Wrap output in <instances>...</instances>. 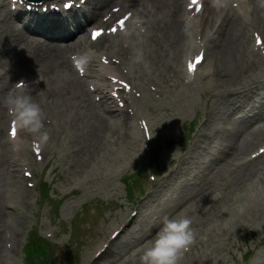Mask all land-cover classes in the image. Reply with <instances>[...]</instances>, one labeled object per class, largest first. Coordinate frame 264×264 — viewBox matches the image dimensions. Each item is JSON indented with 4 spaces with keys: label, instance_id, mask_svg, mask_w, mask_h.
Masks as SVG:
<instances>
[{
    "label": "bare ground",
    "instance_id": "obj_1",
    "mask_svg": "<svg viewBox=\"0 0 264 264\" xmlns=\"http://www.w3.org/2000/svg\"><path fill=\"white\" fill-rule=\"evenodd\" d=\"M208 1L210 8L207 12H210L203 22L202 45L200 46H202L207 54L208 62H210L208 64H210L212 68L217 67L221 69L219 72L216 70L217 68L213 71V74H216V80L212 81L211 84L225 89L221 93L215 92L211 96L210 100L213 99L214 102V112L212 116L210 115L206 118L208 123L204 122L202 126L206 125L209 127L211 125L216 110L217 115H220V117L224 116V118L229 120L232 119L234 116L233 114L239 109H246L245 116L240 118L243 121L249 122L250 125L248 126V124H246L238 128L236 132L231 131L227 135L216 134L213 136L214 131L212 134L208 132L205 134V132L202 131V133L200 132L195 136L193 145L195 150L198 149L201 144H210L212 139H216L220 143L216 154H214L215 157L212 159L215 165L212 163L207 166H200L203 162L199 164L198 173L206 171L205 175H207V180L202 181L203 177H200L198 181H194L191 185L188 184L190 187L185 193L182 192V194H180L178 193L179 191L176 185L170 188L166 186L178 172L170 173L171 176L164 179L159 184V188L156 187L151 194L144 198L148 201L145 202L143 199L144 201L142 200L139 202L135 215L130 217V219H128V215L124 216L123 222L128 219L126 227L128 228L130 239L128 242H124L126 241L124 240L119 244V252H124L123 254L129 251L131 244L135 246V244L139 243L138 245H140L150 239L149 236L152 234V229L146 230L141 222H148L147 218H151L152 216L150 217V215H153L156 210L158 213L161 212L160 216H162V218H160L162 222L165 218H172L181 212L188 216L198 212L199 206L202 204L205 205V202L210 199L211 189L218 186V179H222L223 174L220 175V171L229 166L239 167L236 168V173H234L235 171L227 173L228 187L226 188L229 189V192H227L228 196H226V200H224V207L227 208V211L233 212L237 209L236 211L238 212V206L244 202V197H242L244 183L252 179L254 173L256 175L261 166L264 165V158L260 163H257L259 159L252 162H240L239 160V156L244 151L253 147L260 137L262 138V136H264V102H259L258 104L248 103V91L254 92V90H251L252 88L245 89L242 94L231 97L230 95L235 93V91L227 89L232 87L237 88L244 84L242 81H238L242 80L239 73L245 74L247 71H252L256 69V65H261V68L264 66L262 62L257 63V61H254L252 54H256L257 56L255 57L261 56L255 53L254 50L252 51L251 48L249 51L248 46L249 25L253 26V21H257L255 28V30H257L255 32L258 31L264 35V0H246L249 4L254 5V8L250 11L251 17L254 14V18L251 22L249 20V23L241 19L237 10L232 7L227 8L226 4L221 0ZM4 2L6 1L0 0V128L4 125L6 120L10 118L2 101L12 90L14 80L16 83L23 78H26L24 80H38V83L42 81L43 89L35 91L32 87H28L30 88L29 91L31 92L33 100L40 105L43 114L47 115L46 119H52L50 116L52 115L56 120H50V125L48 126L47 124H43L42 131L47 133V139L43 142L35 141L42 144L47 151H52L57 148L60 152L62 151L64 154L67 153L70 157H75L77 150L80 153L83 152V165L90 167L89 165L93 158V161L96 162L97 165L106 166V171L108 170L106 176L109 178L104 179H106V181L113 180L115 177L114 174L119 167L125 166L126 161H129L130 157L132 158V156L139 154L138 152L143 143L142 137L136 131L133 132L132 129L126 127L132 126L130 121L131 116L118 108L117 105H114L108 95L106 93L104 94L103 90L97 88L96 92L93 93L87 88L83 78L75 74V70H73L72 67L73 62L69 54L80 52L87 59L86 62H84L85 67H87L88 62L92 61L95 56L93 54L94 52L90 49L94 47H96V51L106 49L108 53H112V56H116L117 58L120 57L123 61H126L128 66L136 68V71H134L136 74L133 73V75L138 77L140 76V72H148L152 81L158 83V87L162 88V91L167 92L169 87L174 88L176 86V83L182 76L180 64L173 65V63H170V60H176V62L180 63L184 54L186 55L184 50L185 46H187L186 48L188 49L191 38L190 31L193 29L192 32L196 34V29L192 28V26L187 29L184 25L188 3H186L185 0H92V2L90 0L89 5L92 6V9L83 10L81 12L82 16H70L75 26L77 25L76 22L79 24L75 27L77 33L83 35L86 29V27L82 25L84 21H81L80 17L87 21V26H90L87 20L90 16L89 14H94L93 17H90V21H92V24L96 23L104 12V9L109 8L111 4L114 3V6L117 4L132 6L133 10L137 12L139 21L141 20L143 22V28H145L146 32L142 33L140 30L139 32L141 33L138 32V34H136V31H131L126 34V36L123 35L124 37L121 39L109 42L108 45L90 43L86 40L85 36L82 42L75 45L69 44L74 37L69 40H64V38L61 37L62 41L60 45H53L51 41H41L38 39V37L34 35L36 33L33 34V31L28 26H26V30L19 27L15 20L17 17H14L9 11H6ZM245 8L247 9L248 6L244 7L243 3H241L240 9ZM95 9L96 11H91ZM232 10L236 12L234 13ZM41 29L46 30L43 26H41ZM61 30L66 31V28L62 27ZM154 34L156 35L154 36ZM21 45L24 46L22 47ZM251 47H253L252 44ZM132 48L135 51L138 50L137 52H143L140 62L135 57L132 59L130 58ZM12 59H14L13 62ZM16 59H20L18 64L14 63ZM238 66L239 69L237 70ZM236 71L238 72L236 73ZM87 75L90 78L92 77L90 74ZM255 79L256 77H253L250 80ZM262 79H264V76L260 78L259 81ZM235 81L238 82L234 85ZM181 87L187 89V86L183 83H181ZM208 87H210V85ZM148 92L151 95L153 94L151 90H148ZM184 93L186 94V92ZM197 93H200V91ZM95 94L99 96L102 95L99 102L95 100ZM176 96L179 97V94H176ZM261 96L264 97V93ZM56 116H59L60 119H57ZM173 117H176V115ZM171 120L173 121L174 119ZM169 122L170 121L162 119L159 126H161L163 130L172 132L173 128L170 127ZM261 123H263V125L258 128L253 126V124H258L259 126ZM68 125L71 126L70 129L67 128ZM225 125L228 124L225 123L224 126ZM152 126H154V123ZM216 126L214 122L213 130H215ZM225 131L228 132V129L225 128ZM3 134L4 132H1L0 129V148L4 147V151H0V162L2 157H8L6 147L10 145L8 144L10 142L7 136L4 137ZM92 141H94V143ZM232 142L237 144V148L235 145H231ZM226 146L230 149L228 148L229 151L225 152L224 149ZM28 151L29 149H25L23 155L29 158V166L35 169L37 163L33 161ZM48 153L50 152H45V154ZM222 153H225L223 156L225 160L222 166H220L219 162H221L223 158L220 154ZM218 154L220 156H218L217 159L216 156ZM86 158H88V160H86ZM74 161L75 160H71L68 164L70 163L72 165ZM2 166L3 164L0 163V171H3ZM192 166L189 165L186 171H190ZM202 168L204 169L202 170ZM70 172L76 173L77 170L73 168ZM0 174L4 173L0 172ZM230 177H232V180ZM7 180L10 184L5 183ZM12 180V175L10 177L9 173L5 172L4 179L1 181L3 184L5 183L7 185V188H10V185L13 187V184H11L13 182ZM1 186L0 184V188ZM13 189L15 191L13 196L15 201H11L7 206L0 205L1 230L4 225L8 226L6 223L4 224V216L9 214L10 217L13 211L18 210L17 201L19 203L22 202V205L24 203L30 204V202L27 201L29 196L27 188L18 186L16 190L14 187ZM5 195H8L7 192ZM160 196L162 197L158 200L157 198ZM204 196H206V198H204ZM7 197H11L10 194ZM176 197L183 198L173 206L171 203L177 201ZM259 197L260 195H258V198ZM1 199L2 196L0 195V201ZM149 203L156 204L151 210H146ZM233 206H235V208L231 210ZM8 208L11 209V211ZM259 209L262 210L260 207ZM259 218L264 219V213L262 211ZM150 223H152V221ZM16 224L18 225L17 227L20 226L17 220ZM135 225L139 227L133 229ZM154 225L155 223L153 224V229L156 227ZM209 235L212 236L209 239L210 246L207 249L202 247L201 257H199L198 260L192 259L191 264H193L194 261V264H204L206 260L209 262L212 258H215V256H210V253H215L214 255H216L218 251H221V244L225 245V240H221L217 235L212 233ZM15 238L16 236H14V239ZM192 240H194L193 245L198 243L195 235ZM13 250H15V247H13ZM193 256H189V258ZM121 258L122 256L121 254L119 255V253L117 255H112L108 258L106 264H130V262L121 261ZM89 259L88 257L87 260ZM184 260L188 261L187 255L180 257L178 264H184ZM254 264H264V258H256Z\"/></svg>",
    "mask_w": 264,
    "mask_h": 264
},
{
    "label": "rangeland",
    "instance_id": "obj_2",
    "mask_svg": "<svg viewBox=\"0 0 264 264\" xmlns=\"http://www.w3.org/2000/svg\"><path fill=\"white\" fill-rule=\"evenodd\" d=\"M4 7L7 10V0ZM155 35L156 34H154V36ZM250 40L251 33L248 40V46L250 45ZM21 46L23 47V45ZM170 63H173V65L180 64V70L183 71V58L180 63L176 62V60H170ZM208 63L210 62L207 60L203 66L201 80L203 79L204 81V87L200 93H192L191 91L186 90H181L182 93H180V82H178L179 85L174 89H169V93L166 94L167 96L169 95L172 97L171 99L169 97L166 106L162 104H151L147 108H141L140 112H143V114L146 113L151 115V113H153L151 115L153 120L155 115L158 114L159 118L167 121L172 118L171 109H175L174 111L178 112L180 111V108L184 111L185 105L191 108V110L187 112L188 115L185 120L179 122L177 126L172 127V132L163 130L159 124L155 125V128L152 130V147L154 150L152 163L149 162L151 161V156L149 157V155L143 152L140 148L138 155L136 154L132 156V158L130 157L129 161H126V165L129 167H127L126 171L121 173V177L106 181L104 178H109L106 176L108 173V170L106 171V166L97 165L92 158V162L89 165L90 167H86V165H83L84 162L82 163L83 152L80 154L75 153V157H70L67 153L64 154L62 151L60 152L59 149L55 148L52 150V153L47 154V156H45L46 164L40 166L39 172H37L33 178L29 179L31 182L36 183L34 188H28L31 191V195L28 197V202L32 203V206L29 207V204L25 203L22 205V202L19 203L17 201L16 204L18 210L13 211L10 217L9 215L4 216V224L6 223L8 226L4 225L2 230L0 229V264H5L3 251L5 250L7 232H9L11 240H13L12 238H14V235L17 233L19 235L15 238V241L13 240V247H15V250L11 251V255L14 257L13 264H25V246L32 232H36L37 236L46 238L49 242L47 247L49 249L50 260H47V264H85L86 259L90 257L109 237L112 231L119 226L124 216L131 213L133 209H136L139 202L145 197L146 193H148V187L150 184L147 178L148 174L150 172H155L157 176H159L162 172L165 173L168 169L174 168L176 165L175 163L178 162L180 156L185 157V163L182 164V168L186 166L188 167L189 165L193 166L190 171H186L185 169L180 172L182 170L180 169V173L176 175L177 178L169 183V187L177 184L176 188H178V193L182 194V192L185 193L190 187L189 185L194 181H198L200 177H203L202 181H205L206 171L198 173L199 164L203 162L200 166H207L212 163L215 165V162H213L212 159L215 157L214 154H216L220 143L216 139H212L210 144H201V146L195 150V147L192 146L195 136L199 134L201 130L204 131L205 134L207 132L212 134L214 131L213 136L216 134L227 135L230 132L225 131V123L233 127V132H236L238 128L246 124H248V126L250 125L249 122L243 121L240 118L245 116V112H243V110H238L233 114L234 116L232 119L228 120L224 118V116L220 117V115H217L213 118L209 127L206 125L202 126L204 122L208 123V121H206L207 117L205 116V110L207 108L205 107L206 99H210L211 95L217 92L211 84V82L216 79V75L215 73L213 74V71H215L217 67L212 68ZM238 69L239 66L237 70ZM216 70L218 72L221 71V69L218 68ZM237 72L238 71H236V73ZM238 81H235L234 83ZM209 85L211 88H208ZM184 92H186V94ZM263 93L264 89H262L260 95ZM176 94H179V97H177ZM180 97H186L187 101L182 100L178 102L181 99ZM177 102L180 108L176 106ZM259 102H264L263 96H255L252 99H248V103L250 104H258ZM192 122L194 124H192L191 128L190 123ZM214 122L217 125L215 130H213ZM262 125L263 123L259 126L258 124H253V126L257 128ZM4 128L7 130V122ZM165 136L169 138L168 143L163 142ZM263 140L264 136H262V138L260 137L253 147L244 151L239 156L240 162H243L248 152H251L253 148L259 146ZM92 142L94 143V141ZM233 144L236 143L232 142L231 145ZM27 146L29 147V143ZM228 148L229 147L226 146L224 149L225 152L229 151L230 148ZM0 151L3 152L4 148ZM28 153L30 155L33 153V150L29 149ZM224 154H220L221 157H223ZM220 155L218 154L216 156L217 159ZM263 158L259 159V162L257 163H260ZM71 160H75L74 162H77L78 164L76 173H71L68 168L70 164H68V162ZM86 160H88V158H86ZM9 162L10 153L8 150V157H2L0 162L3 164V171H0L1 173L5 174V172L8 171ZM20 163L21 166H14V168L19 169L18 173L13 174L15 179L13 178L14 181L11 183L15 190L20 185L26 187V180L23 181L18 179L25 170V165H23L24 158L21 157ZM237 167L239 166H229L220 171V175L223 174L222 179H218V186L211 189L210 199L205 202V205L202 204L199 206L198 212L192 213L190 216L182 212L176 215L186 216L191 220L190 227L192 229V235L193 238L195 235L198 243L194 245V249L190 256H196L198 253L197 251H199L201 247L200 241L206 235L208 229L213 230L228 221L231 211H227V208L224 207V200H226V196H228L227 192H229V189L226 188L228 187L227 173L230 171H235L234 173H236ZM263 167L264 165L261 166V171L258 174L263 172ZM203 169L204 168H202V170ZM4 174H0V184L2 185L0 188V195L2 196L0 205L2 206L8 205V202L15 201V198L13 197L15 193L13 187L11 186L10 191L7 192L6 181L4 184L1 181L4 179ZM258 174L255 175L254 173V178ZM230 179L232 180V177H230ZM252 182V179L245 183L243 182L244 187L242 197H244V202H246V187ZM44 185L48 186L50 190L47 194L48 197L42 201L39 190H44ZM79 187H81V189H79ZM6 192L8 195H5ZM254 193L260 195L259 199L264 198V188L253 187L252 194ZM9 194L12 198L6 199ZM215 194H218L219 199H215L217 196ZM176 198L177 201L171 203L173 206H175L183 197ZM204 198H206V196H204ZM234 208L235 206H233L231 210ZM160 214L161 212L155 216L158 221L162 218V216H159ZM159 217L161 218L159 219ZM9 218L12 221L11 225L7 222V219ZM16 220L20 223L19 227H17ZM50 222L52 224H49ZM254 222L255 223L251 222L253 223L252 227L245 228L241 231L232 230L228 234L222 236L221 238L225 240V245L221 244V251L215 255L214 259L212 258V260L204 264L253 263L254 258L257 257L256 254L261 253V251L258 250L261 248L264 249V219L261 218ZM143 223L148 226L151 224L149 220L147 223L146 221H143ZM251 223H249V225ZM148 228L149 227H146V230ZM157 230L158 229L153 230L155 232L151 234V238L147 241H150L154 237ZM261 238L263 239V242L261 244L257 243ZM125 239L127 242V240L130 239V236H125ZM192 242H194V240H192L191 243ZM147 243L148 242H144L140 245H138V243L135 244V246L131 244L129 251L126 254H123L124 252H119V255L121 254L122 256L120 260L127 261V263L130 262V264H140V256ZM117 245H112V253L119 251L116 247ZM253 246H256V249L253 250V255H251L250 258H247L244 254L247 250L252 251L251 248ZM111 252L109 253L110 255H112ZM109 254L104 257L105 259L103 260V263L108 260ZM191 262L190 259V261H186L184 264H191Z\"/></svg>",
    "mask_w": 264,
    "mask_h": 264
},
{
    "label": "clouds",
    "instance_id": "obj_3",
    "mask_svg": "<svg viewBox=\"0 0 264 264\" xmlns=\"http://www.w3.org/2000/svg\"><path fill=\"white\" fill-rule=\"evenodd\" d=\"M15 128L33 135L34 139L43 142L47 133L43 128V111L29 92L13 89L2 101ZM17 147L18 140H12ZM191 220L186 216L165 218L154 237L144 247L140 264H178L183 252L190 245L193 235Z\"/></svg>",
    "mask_w": 264,
    "mask_h": 264
},
{
    "label": "snow or ice",
    "instance_id": "obj_4",
    "mask_svg": "<svg viewBox=\"0 0 264 264\" xmlns=\"http://www.w3.org/2000/svg\"><path fill=\"white\" fill-rule=\"evenodd\" d=\"M193 2H195V0H193ZM122 23V22H121ZM99 33L98 32H94L93 33V35L95 36V35H98ZM258 42H260L259 40H258ZM199 59V58H198ZM192 68H193V65L192 64H189V70H192ZM12 135L13 136H15L16 135V129H15V127H13L12 128Z\"/></svg>",
    "mask_w": 264,
    "mask_h": 264
},
{
    "label": "trees",
    "instance_id": "obj_5",
    "mask_svg": "<svg viewBox=\"0 0 264 264\" xmlns=\"http://www.w3.org/2000/svg\"><path fill=\"white\" fill-rule=\"evenodd\" d=\"M42 243H43V242H39L38 245H37V249L40 250V251L37 253V256H40V254H42V253L45 255V252H44L45 249H43V247H40V245H41Z\"/></svg>",
    "mask_w": 264,
    "mask_h": 264
}]
</instances>
